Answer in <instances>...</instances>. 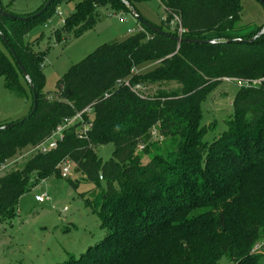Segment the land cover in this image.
Instances as JSON below:
<instances>
[{"label":"trees","instance_id":"trees-1","mask_svg":"<svg viewBox=\"0 0 264 264\" xmlns=\"http://www.w3.org/2000/svg\"><path fill=\"white\" fill-rule=\"evenodd\" d=\"M126 1L132 7L143 0ZM159 3L164 14L156 27L165 33L141 25L123 40L99 45L57 79L52 95L42 92L43 54L24 49L20 38L46 9L21 18L0 5L12 15H0V31L37 94L33 113L30 107L25 118L0 129V165L44 141L63 118L83 109L93 113L91 121L88 112L82 113L90 122L86 138L77 137L81 123H73L54 149L34 153L22 169L0 175V222L17 215L19 198L40 180L61 176L63 159L94 185L82 195L107 233L78 258L59 264H217L222 256L232 264H259L261 254L253 247L264 243V222L253 216L257 219L264 209H241L236 200L244 197V176L264 170V33L251 42L226 41L250 39L261 28L242 36L229 34L240 20L241 0ZM103 6L129 11L121 0H83L58 34L81 36L101 18ZM174 16L184 29L180 37L218 42H177V27L170 25ZM0 42V76L9 90L25 98L22 74ZM144 64L153 66L140 73ZM223 78L246 83L231 101L225 129L206 141L203 136L213 124L200 123V103ZM169 82L177 87L152 97L131 89L140 83ZM155 126L169 147L161 151L152 143L154 154L143 162ZM107 143L112 154L102 162L95 147Z\"/></svg>","mask_w":264,"mask_h":264},{"label":"rangeland","instance_id":"rangeland-1","mask_svg":"<svg viewBox=\"0 0 264 264\" xmlns=\"http://www.w3.org/2000/svg\"><path fill=\"white\" fill-rule=\"evenodd\" d=\"M45 1L0 0V5L6 9L8 7L9 12L15 17L28 18L31 13L35 14ZM81 1L83 0H54L20 36L24 49H29L33 54H43L44 58L40 65L45 78L43 93L52 95L57 79L71 65L93 52L99 45L127 38L133 33L130 29H142V24L129 11L103 6L100 8L101 18L81 36L74 38L71 34L66 35L63 32L58 34L57 31L64 19L74 12L75 5ZM241 5L240 20L235 28L229 31V34L234 36L264 24V7L259 0H241ZM132 8L150 25L155 27L160 25L164 11L159 0L135 1ZM152 66L144 64L139 72H147ZM19 79L26 94L25 98L9 90L4 78L0 76V127L22 120L30 110L32 100L29 87L20 74ZM228 79L223 78L200 103V123L213 124L205 132L203 140L211 141L225 129L224 121L232 110L231 101L239 86L246 83L235 78ZM138 85L137 92L147 97L154 96L158 91L168 92L177 87L174 82ZM87 116L91 121L93 118L91 110ZM147 143L150 152L143 157V162L148 161L154 154L152 143L157 144L161 151L169 147L168 141L159 135L157 126L152 128ZM141 147L139 146V151ZM30 149L29 146L25 147L5 161L0 168V174L22 169L27 160L34 155ZM112 150L111 143L95 147L97 157L102 162L110 159ZM69 169V176H50L40 180L34 188L19 198L17 215L10 222H0V264H59L70 257L78 258L89 246L105 236L106 229L100 227L96 212L86 201L87 196L82 195L94 185L84 180L83 175L75 171L72 163ZM100 183L104 185L103 181ZM242 184L244 197L236 200L238 208L258 206L264 209V170L254 169L244 176ZM36 194H45L44 200L36 201L34 199ZM261 214L257 219L253 216V219L263 223L264 211ZM253 251L261 254L258 263L264 264V243L255 244ZM217 264L232 262L228 257L222 256Z\"/></svg>","mask_w":264,"mask_h":264},{"label":"built area","instance_id":"built-area-1","mask_svg":"<svg viewBox=\"0 0 264 264\" xmlns=\"http://www.w3.org/2000/svg\"><path fill=\"white\" fill-rule=\"evenodd\" d=\"M170 25L173 27H177V33L178 37L181 36V33H183L184 29L179 24V19L177 16H174L173 19L170 21ZM228 79V78H226ZM229 80V79H228ZM258 82V81H257ZM125 85H128V81L124 82ZM139 87L138 84H135L131 89L133 91H137V88ZM88 109H83L82 111L76 113L72 117H65L61 120V122L55 127V129L51 132V135L47 137L44 141L41 143L30 147V151L32 153H46L50 151L51 149H54L58 142L63 137V131L71 126L73 123L79 122L81 125L78 127V130L76 132V135L78 138L84 139L86 138V132L88 128L90 127V122L85 121L82 117V113L88 112ZM4 164V163H3ZM3 164L0 165V168L3 166ZM71 162L68 159H63L59 164L60 174L63 176H69L70 175V169L69 165ZM45 198V194H36L34 195V199L38 202H42ZM66 207H64L65 209Z\"/></svg>","mask_w":264,"mask_h":264},{"label":"water","instance_id":"water-1","mask_svg":"<svg viewBox=\"0 0 264 264\" xmlns=\"http://www.w3.org/2000/svg\"><path fill=\"white\" fill-rule=\"evenodd\" d=\"M52 0H46L44 5L42 6V8L36 12L34 14V16L40 14L43 10H45L50 2ZM124 5H126L129 9V13L135 17V19L140 22L143 26L145 27H149L150 29H152L153 31L155 32H158V33H165L164 31H161L160 29H158L157 27L155 26H152L150 25L149 23H147L145 20H143L136 12L135 10L129 5V3L126 1V0H121ZM261 2V4L263 5L264 7V0H259ZM0 15H8L6 12L2 11L0 9ZM8 16H12V15H8ZM32 17V16H31ZM23 18V17H21ZM264 33V24L261 26V28L254 34V36H252L250 39H242V38H228L226 39L227 42H251L253 41L254 39L260 37L262 34ZM177 42H188V43H204V44H212V43H216L218 42L217 39L215 38H205V39H195V38H182V37H173ZM0 39L2 40V42L5 44V46L7 47L8 51L11 53L15 63L17 64L24 80L26 81L30 91H31V96H32V106H31V110H30V113H33L35 108H36V104H37V94L35 92V89L33 87V84L31 83V80L28 76V73L26 72L25 68L23 67V65L21 64L20 60L18 59L14 49L10 46V44L7 42L6 38L4 37V35L1 33L0 31ZM13 124H10V125H7V126H1L0 129H5L7 128L8 126H12Z\"/></svg>","mask_w":264,"mask_h":264},{"label":"crops","instance_id":"crops-1","mask_svg":"<svg viewBox=\"0 0 264 264\" xmlns=\"http://www.w3.org/2000/svg\"><path fill=\"white\" fill-rule=\"evenodd\" d=\"M135 31L136 29L134 28V29H130V31ZM254 29H252V30H249L248 32H244V33H242V34H239V36H242V35H246V34H248V33H250L251 31H253ZM1 175V174H0Z\"/></svg>","mask_w":264,"mask_h":264}]
</instances>
